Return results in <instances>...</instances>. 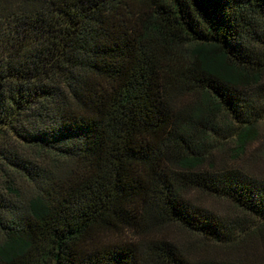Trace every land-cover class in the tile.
Instances as JSON below:
<instances>
[{"label": "trees", "instance_id": "trees-1", "mask_svg": "<svg viewBox=\"0 0 264 264\" xmlns=\"http://www.w3.org/2000/svg\"><path fill=\"white\" fill-rule=\"evenodd\" d=\"M263 119L264 0H0V264H255L150 234L264 231V179L210 160Z\"/></svg>", "mask_w": 264, "mask_h": 264}, {"label": "rangeland", "instance_id": "rangeland-1", "mask_svg": "<svg viewBox=\"0 0 264 264\" xmlns=\"http://www.w3.org/2000/svg\"><path fill=\"white\" fill-rule=\"evenodd\" d=\"M17 3L19 0H6ZM191 97L187 98L190 102ZM226 144L213 151L210 160L212 165H237L250 175L264 179V119L258 127L257 138L248 145L247 150L240 159H234L229 151L231 147ZM209 165V163H207ZM66 168V167H65ZM186 196L195 204L213 210L223 217L240 215L238 210L229 201L219 199L199 190H189ZM140 235L127 232V239L137 242ZM124 237V236H123ZM153 239H168L181 249L189 260H221L235 259L244 262L264 264V231L245 241L240 245H219L205 239L201 235L184 229L178 225H158L150 234ZM138 243V242H137Z\"/></svg>", "mask_w": 264, "mask_h": 264}]
</instances>
